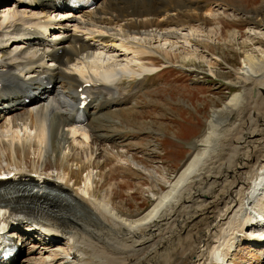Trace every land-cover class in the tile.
Wrapping results in <instances>:
<instances>
[{
  "label": "bare ground",
  "instance_id": "obj_1",
  "mask_svg": "<svg viewBox=\"0 0 264 264\" xmlns=\"http://www.w3.org/2000/svg\"><path fill=\"white\" fill-rule=\"evenodd\" d=\"M56 1L0 0V175L15 173L0 179V209H14L8 232L17 237L12 258L19 256L0 264H236L240 242L264 256V33L254 26L230 32L244 49L229 77L231 94L168 187L142 213H127L99 192L97 177L121 138L108 132L104 117L112 113L104 111L133 102L121 81L157 72L145 62L160 53L127 36L180 37L221 57L211 41L216 30L211 21L187 24L185 0H95L93 8L53 15ZM80 88L90 98L84 124L74 123ZM59 102L66 103L50 109ZM9 153L13 162L3 165ZM51 153L61 159L53 168ZM48 167L56 173L45 175ZM30 184L39 189L20 186Z\"/></svg>",
  "mask_w": 264,
  "mask_h": 264
},
{
  "label": "rangeland",
  "instance_id": "obj_2",
  "mask_svg": "<svg viewBox=\"0 0 264 264\" xmlns=\"http://www.w3.org/2000/svg\"><path fill=\"white\" fill-rule=\"evenodd\" d=\"M185 1L189 4L187 7L182 2L180 4L183 10L190 11L187 13L191 16L185 17L187 24L197 26L195 21H211L207 27L211 28V32L218 30L210 35L215 47L213 51L221 57L204 51L198 45L188 44L180 37L157 38L151 34L127 36L135 43H145V46L160 51L145 62L149 66H156L157 72L146 75L141 81L130 78L121 81L120 92L130 94L133 102L119 108V113L113 112V109L104 111L112 113L108 117L103 116L107 125L112 124L108 132L121 138L119 146L111 149L112 158L106 163L103 175L97 177L99 192L111 193L115 204L127 213H142L153 204L155 195H160L168 187L189 160L193 152L192 141L204 133L215 106L221 105L231 94L229 77L235 75L234 69L241 63L244 49L241 47L242 40L239 37L232 40L230 32L240 30L245 35L249 27L254 26L259 27L256 31L264 33V0ZM5 4H0V12ZM158 5L160 2L156 3ZM217 11L220 15L215 18L213 14ZM184 32L182 30L181 35ZM200 34L201 40L207 39V32L201 31ZM217 59L218 64L211 67L209 62ZM64 103H54L50 109L54 110ZM103 145L110 148L108 143ZM54 152L57 153L56 150ZM55 153L47 156L51 168L61 162ZM1 154L6 155L2 151ZM21 157L23 154L19 153L18 162L23 164ZM6 158L13 162L14 157L9 153L2 156L3 165L7 163ZM33 161L31 155L27 160L28 166L32 167ZM142 164L147 168L141 167ZM41 165L42 161H38L36 166ZM47 173L52 175L56 170L48 167L45 175ZM261 201L259 204L264 203V198ZM63 247L67 248L66 241ZM258 249L253 244L240 242L231 259L236 264H264V256ZM18 257L6 263H13Z\"/></svg>",
  "mask_w": 264,
  "mask_h": 264
}]
</instances>
